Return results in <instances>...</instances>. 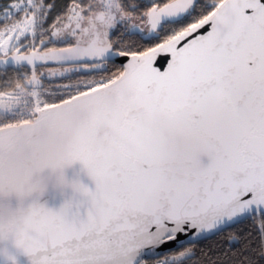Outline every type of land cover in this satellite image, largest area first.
I'll return each mask as SVG.
<instances>
[{
	"label": "snow or ice",
	"instance_id": "1",
	"mask_svg": "<svg viewBox=\"0 0 264 264\" xmlns=\"http://www.w3.org/2000/svg\"><path fill=\"white\" fill-rule=\"evenodd\" d=\"M0 264H264V0L0 4Z\"/></svg>",
	"mask_w": 264,
	"mask_h": 264
},
{
	"label": "trees",
	"instance_id": "2",
	"mask_svg": "<svg viewBox=\"0 0 264 264\" xmlns=\"http://www.w3.org/2000/svg\"><path fill=\"white\" fill-rule=\"evenodd\" d=\"M59 2V0H58ZM237 229L242 232H252L253 235H255L256 232V222H253L252 220H246L242 224L237 225ZM214 241H205L204 246H208L209 244L213 243Z\"/></svg>",
	"mask_w": 264,
	"mask_h": 264
},
{
	"label": "water",
	"instance_id": "3",
	"mask_svg": "<svg viewBox=\"0 0 264 264\" xmlns=\"http://www.w3.org/2000/svg\"><path fill=\"white\" fill-rule=\"evenodd\" d=\"M166 64V60L164 58H159L158 60V66H161V65H165ZM183 239V237H181ZM170 247H173V245H168L166 246L165 248L161 249V252L163 253L164 251L167 250V248H170Z\"/></svg>",
	"mask_w": 264,
	"mask_h": 264
},
{
	"label": "flooded vegetation",
	"instance_id": "4",
	"mask_svg": "<svg viewBox=\"0 0 264 264\" xmlns=\"http://www.w3.org/2000/svg\"><path fill=\"white\" fill-rule=\"evenodd\" d=\"M7 0H0V3H6Z\"/></svg>",
	"mask_w": 264,
	"mask_h": 264
},
{
	"label": "rangeland",
	"instance_id": "5",
	"mask_svg": "<svg viewBox=\"0 0 264 264\" xmlns=\"http://www.w3.org/2000/svg\"><path fill=\"white\" fill-rule=\"evenodd\" d=\"M0 4H3V3H0Z\"/></svg>",
	"mask_w": 264,
	"mask_h": 264
}]
</instances>
